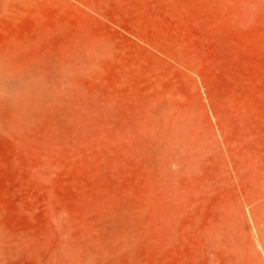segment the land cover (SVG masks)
Masks as SVG:
<instances>
[{
  "label": "rangeland",
  "instance_id": "obj_1",
  "mask_svg": "<svg viewBox=\"0 0 264 264\" xmlns=\"http://www.w3.org/2000/svg\"><path fill=\"white\" fill-rule=\"evenodd\" d=\"M0 76L7 264H264V0H0Z\"/></svg>",
  "mask_w": 264,
  "mask_h": 264
},
{
  "label": "bare ground",
  "instance_id": "obj_2",
  "mask_svg": "<svg viewBox=\"0 0 264 264\" xmlns=\"http://www.w3.org/2000/svg\"><path fill=\"white\" fill-rule=\"evenodd\" d=\"M1 76H0V80H1ZM66 83L67 84H71L73 81H72V79L70 80V79H68V77H66ZM2 81V80H1ZM18 83H20V82H18ZM65 83V82H64ZM67 84H65V86L67 85ZM24 87V86H23ZM69 89V88H68ZM71 89V88H70ZM73 89V88H72ZM71 89V90H72ZM71 90H69V92L68 93H70L71 92ZM27 91H28V87L27 88H24V89H22V90H20V91H17L11 98L10 97H6V99H7V102L9 101V103H11L13 106H14V108H17V109H19L20 108V110L19 111H21V108L23 107V106H25L26 104H25V102L27 101L26 100V98L28 99L29 97H28V94H27ZM73 91V90H72ZM50 95V94H49ZM67 95H69V94H67ZM62 96H64V95H62ZM65 98V97H64ZM64 98L63 97H61V99H63L64 100ZM69 98H70V95H69ZM72 98V97H71ZM58 99V98H57ZM26 100V101H25ZM29 101V100H28ZM50 101V103H51V100H49ZM62 101V100H61ZM71 100H69L68 101V103L70 102ZM73 102V101H72ZM27 103V102H26ZM30 103V102H29ZM53 103V102H52ZM71 103V102H70ZM67 104V103H66ZM73 104H74V102H73ZM61 105H62V103H61ZM27 106V105H26ZM25 106V107H26ZM67 106V105H66ZM75 106V105H74ZM28 107V106H27ZM26 107V108H27ZM72 107V106H71ZM68 109H69V107H68ZM18 111V110H17ZM18 111V112H19ZM27 111V110H26ZM71 248V247H70ZM7 249V248H6ZM12 249V248H11ZM10 250V249H9ZM61 250V249H60ZM59 250V251H60ZM65 249H63V251H64ZM4 251V250H3ZM8 251V250H7ZM57 251V250H56ZM14 252V251H13ZM10 253V252H9ZM61 252H59V253H57V254H60ZM71 253V252H70ZM3 254V253H2ZM4 254H7L8 255V253H4ZM3 254V255H4ZM74 254V253H73ZM11 255V254H10ZM52 255H53V253H52ZM67 255V254H66ZM65 255V256H66ZM57 257H52V258H50V259H48L47 260V262L46 263H43V264H66L65 262H64V258L65 257H63V260H62V257L60 256V255H56ZM63 256V255H62ZM89 256H91V258L90 259H92V258H94L95 256H93L92 257V254L91 255H89ZM3 256L1 255V257H0V264H7L6 262H7V260H5V259H7V258H2ZM48 257H50V254H49V256H47V258ZM59 257V258H58ZM60 257H61V259H60ZM73 257H75V256H73ZM96 258V257H95ZM66 259V258H65ZM67 259H69V261H70V259H71V261L72 262H74L73 260H72V258L71 257H67ZM75 259V258H74ZM78 259H80L81 260V258H77V260ZM84 260H89L88 259V257H86V259H84ZM9 261V260H8ZM66 261V260H65ZM69 261H67V262H69ZM70 261V262H71ZM79 261V260H78ZM93 261H95L96 262V260H94L93 259ZM69 262V264H72V263H70ZM81 262V261H80ZM79 262V263H80ZM83 262V261H82ZM101 262V261H100ZM10 263V261L8 262V264ZM78 263V262H77ZM92 264V262L90 261H84V263H82V264ZM94 264H96V263H94ZM99 264V263H98Z\"/></svg>",
  "mask_w": 264,
  "mask_h": 264
}]
</instances>
